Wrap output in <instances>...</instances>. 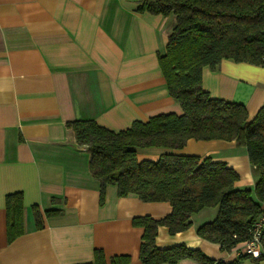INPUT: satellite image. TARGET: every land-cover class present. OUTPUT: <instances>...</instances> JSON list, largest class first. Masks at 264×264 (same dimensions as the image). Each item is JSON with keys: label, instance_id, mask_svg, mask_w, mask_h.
Listing matches in <instances>:
<instances>
[{"label": "crops", "instance_id": "0c3cea01", "mask_svg": "<svg viewBox=\"0 0 264 264\" xmlns=\"http://www.w3.org/2000/svg\"><path fill=\"white\" fill-rule=\"evenodd\" d=\"M139 1L0 0V264H91L95 250L106 264L114 256L142 264L143 228L133 218L171 212L167 201L118 196L113 184L101 201L90 152L67 126L95 120L118 131L157 113L181 112L158 63L175 16L136 12ZM201 81L211 97L243 103L249 120L264 103V67L223 59L215 69L204 66ZM164 151L225 162L238 173L239 189H252L258 179L245 147L234 140L189 139L179 149L149 147L137 156L155 160ZM15 192L22 194L25 230L9 242L5 200ZM33 207L41 228L35 227ZM53 208L62 212L46 216ZM203 212L192 214L191 225L175 234L159 226L155 244L183 243L227 264H264L236 261L238 251L200 237L197 228L217 210ZM176 264L202 263L183 258Z\"/></svg>", "mask_w": 264, "mask_h": 264}, {"label": "trees", "instance_id": "16d2710c", "mask_svg": "<svg viewBox=\"0 0 264 264\" xmlns=\"http://www.w3.org/2000/svg\"><path fill=\"white\" fill-rule=\"evenodd\" d=\"M135 11L175 16L158 63L167 91L179 103L181 112L157 113L118 131L95 120H74L67 126L73 130L77 144L90 152L89 171L99 182L101 201L106 185L113 184L118 196L136 195L145 202L170 203L171 212L160 219L133 218V224L143 228L139 248L142 264H176L183 258L202 264H227L183 243L159 248L155 237L159 226L175 234L191 225L192 214L217 207L216 217L196 232L229 252L250 237L253 222L264 209V103L249 120L243 103L211 97L201 81L202 68L215 69L223 59L264 67V0H142ZM189 139L234 140L244 146L250 164L259 173L254 188H237L235 169L208 156L170 151L155 160L137 156L138 149L143 148L179 149ZM56 202L52 199L53 204ZM5 206L10 242L25 230L22 194H8ZM61 212L53 208L45 215ZM33 214L35 227L41 228L36 207ZM260 244L256 257L241 254L236 261L264 260V233ZM110 261L125 264L128 257L114 256ZM91 264H106L102 251H94Z\"/></svg>", "mask_w": 264, "mask_h": 264}, {"label": "built area", "instance_id": "2783aa9c", "mask_svg": "<svg viewBox=\"0 0 264 264\" xmlns=\"http://www.w3.org/2000/svg\"><path fill=\"white\" fill-rule=\"evenodd\" d=\"M262 233H264V209L261 210L253 222L250 237L245 241L239 242L233 249L238 251L239 255L246 254L256 257L260 252Z\"/></svg>", "mask_w": 264, "mask_h": 264}, {"label": "rangeland", "instance_id": "374dc122", "mask_svg": "<svg viewBox=\"0 0 264 264\" xmlns=\"http://www.w3.org/2000/svg\"><path fill=\"white\" fill-rule=\"evenodd\" d=\"M251 174L253 175V177L255 178L256 176L258 177L259 176V173H258V171L257 170H251ZM255 185V184H254ZM254 185H253V188H254ZM252 188V189H253ZM217 210V208H214V207H207V208H205V212H203L204 214H202V215H205V216H209L210 215V213L212 212V211H214V210ZM197 220H198V218H197Z\"/></svg>", "mask_w": 264, "mask_h": 264}]
</instances>
